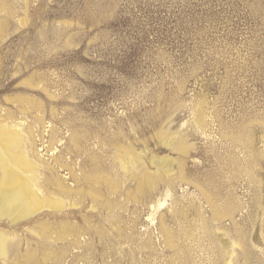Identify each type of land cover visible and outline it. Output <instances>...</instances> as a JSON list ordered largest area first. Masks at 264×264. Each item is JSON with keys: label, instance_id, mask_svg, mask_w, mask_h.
<instances>
[{"label": "rangeland", "instance_id": "rangeland-1", "mask_svg": "<svg viewBox=\"0 0 264 264\" xmlns=\"http://www.w3.org/2000/svg\"><path fill=\"white\" fill-rule=\"evenodd\" d=\"M1 123L73 193L0 264H264V0H0Z\"/></svg>", "mask_w": 264, "mask_h": 264}, {"label": "bare ground", "instance_id": "bare-ground-1", "mask_svg": "<svg viewBox=\"0 0 264 264\" xmlns=\"http://www.w3.org/2000/svg\"><path fill=\"white\" fill-rule=\"evenodd\" d=\"M74 141L77 143L76 140ZM24 143V135L17 129L3 126L2 123L0 124V221L6 220L9 222V225L15 227L22 222L30 220L44 209L49 208L59 214L60 211L67 206L63 200H52L49 198V195L45 196L41 186V177L39 175L42 174L41 172L43 169L46 171V168H49L51 178L55 177L56 183L54 185L56 188L54 195L57 199L60 196L65 198L69 197L73 193V190L67 186L61 178L55 176L54 167L50 165L43 167L27 157L26 151L24 150ZM59 160L61 161V157ZM58 166L60 168L69 167V165L63 161L62 163L60 162ZM147 175V173H144L143 177L150 180ZM51 189L53 190V188ZM163 205L164 204H160V207ZM64 229L61 234L59 233V240H64L67 236H77V231L75 229H68V227ZM47 230L48 227L42 224L41 231L45 235H47L46 233L48 232L50 233V230L48 232ZM28 232L38 235V233L34 232L32 229H29ZM17 240H20L17 232L8 233L0 231V257H5L6 259L11 252V243Z\"/></svg>", "mask_w": 264, "mask_h": 264}]
</instances>
